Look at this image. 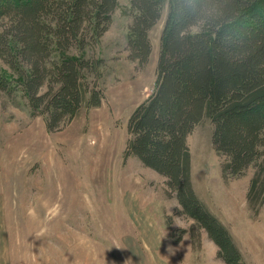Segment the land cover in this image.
<instances>
[{
    "label": "trees",
    "instance_id": "trees-1",
    "mask_svg": "<svg viewBox=\"0 0 264 264\" xmlns=\"http://www.w3.org/2000/svg\"><path fill=\"white\" fill-rule=\"evenodd\" d=\"M118 1L0 0V90L24 87L51 132L101 106L104 59L86 51L101 42ZM165 7L155 87L128 119L125 159L136 156L165 177L175 213L193 221V237L205 232L225 264H247L195 189L188 139L210 120L224 176L255 167L248 201L264 203V0H132L127 49L139 67L151 58V30Z\"/></svg>",
    "mask_w": 264,
    "mask_h": 264
},
{
    "label": "rangeland",
    "instance_id": "rangeland-1",
    "mask_svg": "<svg viewBox=\"0 0 264 264\" xmlns=\"http://www.w3.org/2000/svg\"><path fill=\"white\" fill-rule=\"evenodd\" d=\"M166 13L139 67L127 49L132 0L118 1L101 42L86 51L104 59V103L83 108L63 130L47 129L21 85L0 90V264H225L207 234L193 237V221L175 213L165 177L136 156L125 159L128 119L155 87ZM212 130L206 119L189 135L195 189L246 263L264 264V203L252 206L247 196L255 167L225 177Z\"/></svg>",
    "mask_w": 264,
    "mask_h": 264
},
{
    "label": "crops",
    "instance_id": "crops-1",
    "mask_svg": "<svg viewBox=\"0 0 264 264\" xmlns=\"http://www.w3.org/2000/svg\"><path fill=\"white\" fill-rule=\"evenodd\" d=\"M148 260V259H147ZM164 260H157V261H155V260H153V259H151V260H148V262L145 260V262L144 261H142V263H139V264H161L162 262H163ZM166 262V261H165ZM138 264V263H137ZM163 264V263H162ZM167 264H173V263H167ZM176 264H179V263H176ZM181 264V263H180ZM184 264H197V263H195V262H193V263H184Z\"/></svg>",
    "mask_w": 264,
    "mask_h": 264
}]
</instances>
